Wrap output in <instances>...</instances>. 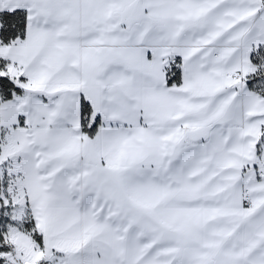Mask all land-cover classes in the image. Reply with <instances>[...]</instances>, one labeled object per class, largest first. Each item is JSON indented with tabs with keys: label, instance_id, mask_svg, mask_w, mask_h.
Returning a JSON list of instances; mask_svg holds the SVG:
<instances>
[{
	"label": "snow or ice",
	"instance_id": "6c2138e0",
	"mask_svg": "<svg viewBox=\"0 0 264 264\" xmlns=\"http://www.w3.org/2000/svg\"><path fill=\"white\" fill-rule=\"evenodd\" d=\"M0 264H264V0H0Z\"/></svg>",
	"mask_w": 264,
	"mask_h": 264
}]
</instances>
